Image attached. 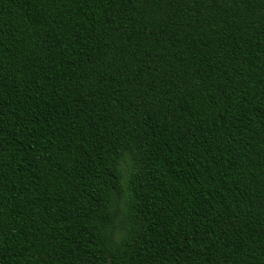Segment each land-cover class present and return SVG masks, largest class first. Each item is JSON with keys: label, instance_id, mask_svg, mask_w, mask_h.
<instances>
[{"label": "trees", "instance_id": "1", "mask_svg": "<svg viewBox=\"0 0 264 264\" xmlns=\"http://www.w3.org/2000/svg\"><path fill=\"white\" fill-rule=\"evenodd\" d=\"M0 264H264V0H0Z\"/></svg>", "mask_w": 264, "mask_h": 264}]
</instances>
